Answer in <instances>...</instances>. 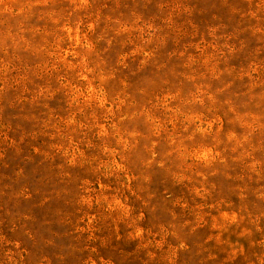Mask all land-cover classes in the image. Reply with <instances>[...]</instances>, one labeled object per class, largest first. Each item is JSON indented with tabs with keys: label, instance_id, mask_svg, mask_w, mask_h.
I'll use <instances>...</instances> for the list:
<instances>
[{
	"label": "rangeland",
	"instance_id": "1",
	"mask_svg": "<svg viewBox=\"0 0 264 264\" xmlns=\"http://www.w3.org/2000/svg\"><path fill=\"white\" fill-rule=\"evenodd\" d=\"M0 264H264V0H0Z\"/></svg>",
	"mask_w": 264,
	"mask_h": 264
}]
</instances>
